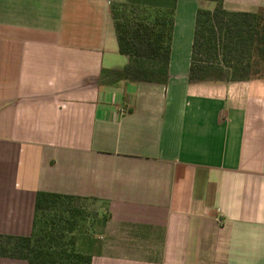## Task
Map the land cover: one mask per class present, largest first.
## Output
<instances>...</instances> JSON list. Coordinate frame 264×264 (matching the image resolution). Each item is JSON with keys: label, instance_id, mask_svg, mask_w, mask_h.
I'll list each match as a JSON object with an SVG mask.
<instances>
[{"label": "crops", "instance_id": "obj_1", "mask_svg": "<svg viewBox=\"0 0 264 264\" xmlns=\"http://www.w3.org/2000/svg\"><path fill=\"white\" fill-rule=\"evenodd\" d=\"M111 1L0 0V233L28 235L46 191L104 206L90 264H264L257 81L187 83L199 2L177 0L167 84L101 86L127 63Z\"/></svg>", "mask_w": 264, "mask_h": 264}, {"label": "trees", "instance_id": "obj_2", "mask_svg": "<svg viewBox=\"0 0 264 264\" xmlns=\"http://www.w3.org/2000/svg\"><path fill=\"white\" fill-rule=\"evenodd\" d=\"M196 1L199 5L194 17L187 83L264 81V7L253 12L231 11L224 7V0ZM176 2L110 3L117 49L127 63L119 69H101V86L120 81L167 84ZM200 2L213 5L204 7ZM147 6L156 7L158 12L152 17L144 16L141 10ZM135 9L139 14L131 15ZM87 199L37 191L31 232L0 233V257L22 259L27 264H90L91 254L78 248L77 240L82 236L89 238L97 222L106 220L107 215L104 206H97L103 209L101 213L87 211Z\"/></svg>", "mask_w": 264, "mask_h": 264}, {"label": "rangeland", "instance_id": "obj_3", "mask_svg": "<svg viewBox=\"0 0 264 264\" xmlns=\"http://www.w3.org/2000/svg\"><path fill=\"white\" fill-rule=\"evenodd\" d=\"M111 2L116 3V4H118V3L127 4L126 3L127 0H113ZM231 2H232L231 4H234V3H238L239 4V1H236L235 2V0H231ZM200 3L204 7H209V8H211L212 5H213L212 3H208V2L207 3L200 2ZM130 9H131V7H129V10ZM144 9H145V11H144ZM141 11L144 13L143 14L144 16H149V17H152L153 15H155L158 12L157 9H156V7H149V6L142 7V10ZM127 14H128V11H127ZM130 14L131 15H137V14H139V11H138V9H135V11L131 12ZM256 81H257L256 84L259 85L256 88H254V87L253 88L247 87L246 84H241V86L243 87V89L242 88H239V93L245 91V92L249 93L250 95H254V96L259 95V98H262L263 99L261 102H264V81L263 80L262 81L261 80H256ZM84 205H85V202H84ZM96 207L97 206H85L86 210L87 211H91V212H93L94 210H96Z\"/></svg>", "mask_w": 264, "mask_h": 264}]
</instances>
